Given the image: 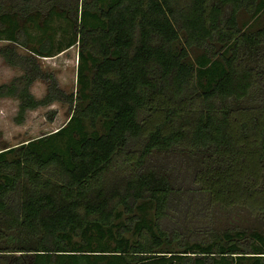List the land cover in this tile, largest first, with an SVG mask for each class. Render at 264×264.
<instances>
[{
  "label": "trees",
  "instance_id": "trees-1",
  "mask_svg": "<svg viewBox=\"0 0 264 264\" xmlns=\"http://www.w3.org/2000/svg\"><path fill=\"white\" fill-rule=\"evenodd\" d=\"M0 41L17 123L69 109L0 150V264H264V0H0Z\"/></svg>",
  "mask_w": 264,
  "mask_h": 264
},
{
  "label": "rangeland",
  "instance_id": "rangeland-1",
  "mask_svg": "<svg viewBox=\"0 0 264 264\" xmlns=\"http://www.w3.org/2000/svg\"><path fill=\"white\" fill-rule=\"evenodd\" d=\"M6 41H0V45L6 44ZM20 53L27 54L28 51L17 46ZM40 64L45 72L53 74L57 79L58 85L65 92L76 91V71L78 64V44L62 51L51 57H41ZM22 74V70L17 66L7 64L0 56V84L9 83L12 78ZM48 80L37 79L30 86V91L35 97L40 98L46 93ZM19 100L15 97L0 98V150L4 147H13L34 139L39 136L56 131L63 126L69 117L68 104L58 101L47 106H39L35 109L28 110L22 123L15 121L18 111ZM221 221L231 219L235 222L247 224L253 218L248 217L244 212L240 214L234 213L233 217L230 213L222 212ZM252 219V220H251Z\"/></svg>",
  "mask_w": 264,
  "mask_h": 264
}]
</instances>
